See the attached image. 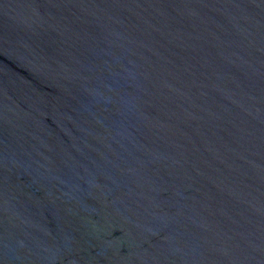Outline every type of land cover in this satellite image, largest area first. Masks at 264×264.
Segmentation results:
<instances>
[{"label":"water","instance_id":"95a60500","mask_svg":"<svg viewBox=\"0 0 264 264\" xmlns=\"http://www.w3.org/2000/svg\"><path fill=\"white\" fill-rule=\"evenodd\" d=\"M0 264H264V0H0Z\"/></svg>","mask_w":264,"mask_h":264}]
</instances>
